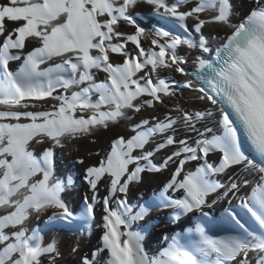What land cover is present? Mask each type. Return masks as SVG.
<instances>
[{
	"label": "snow or ice",
	"instance_id": "6c2138e0",
	"mask_svg": "<svg viewBox=\"0 0 264 264\" xmlns=\"http://www.w3.org/2000/svg\"><path fill=\"white\" fill-rule=\"evenodd\" d=\"M238 12L236 0H0V264H264V0H249L234 23ZM148 20H157L150 30ZM210 25L227 33L215 47L204 31ZM182 47L192 55L191 71L177 52ZM165 69L188 77L183 88L196 99L216 105L214 95L221 97L239 130L227 112L179 104L163 119L135 122L142 110L168 107L165 98L177 95L176 82L160 78ZM194 79L208 90L194 88ZM122 123L129 133L117 134L95 163L61 159L68 143ZM170 167L158 195L129 204L130 186L143 173ZM253 174L259 180L251 195L239 196ZM77 179L87 187L78 212L66 199ZM221 189L244 213H225L234 228L225 235L213 233L216 222L205 211ZM98 205L95 249L85 252L82 237L66 252L55 238L44 241L45 231L90 227ZM153 208L171 209L172 223L195 213L204 223L149 257L143 232L132 226ZM45 214L42 226H26Z\"/></svg>",
	"mask_w": 264,
	"mask_h": 264
},
{
	"label": "bare ground",
	"instance_id": "6f19581e",
	"mask_svg": "<svg viewBox=\"0 0 264 264\" xmlns=\"http://www.w3.org/2000/svg\"><path fill=\"white\" fill-rule=\"evenodd\" d=\"M249 0H236V3L239 7V12L237 15L233 17L234 23H239L241 21V17L243 11L246 9ZM157 23V20H148L144 22V27L146 29H151V27ZM124 30L127 29L125 26ZM206 37L212 38L213 47L217 46L227 34L226 30L215 28L214 26H208L205 30ZM144 47L150 46V41L144 40L142 41ZM129 49L131 50L133 46L129 44ZM178 54L182 57H186L187 63L183 65L186 70L191 71L193 69L192 64V55L188 53L186 48H178ZM121 57L116 54H113L112 60L114 63H120ZM16 65L13 64V67ZM104 74L99 73L97 76L98 81L103 79ZM160 78L166 79L168 82L175 83V88L177 90V95L171 98H165L168 103V107H162L157 105L155 111L153 109L146 108L142 110L141 113L136 114L134 117L135 122H139L141 116L145 119H151L153 115L163 119V115L166 112L172 111V106L174 104H179L182 107L188 110H200L204 107H212L214 111H224L225 110L217 103L216 105H210L207 101H200L196 99L198 95L197 92L192 89L183 88V81L188 77H182L178 73H173L169 70H161ZM193 87L199 89L200 86L193 81ZM47 105H43L41 107L38 104V109L46 110ZM131 125L127 126L122 123L120 126H113L110 130H101L99 131L92 139L95 140V143L92 142V139L83 138L80 141H73L66 145L63 152L60 154L61 159L71 160L76 157H83L88 164L95 163L97 161V156L95 155L97 152L103 154L108 150L111 140L117 134L127 135L130 131ZM179 135L183 137L184 132L183 129H180ZM159 139V137H157ZM174 149H168L167 151H171ZM164 151L155 154V159L153 163L158 162L161 157H163ZM194 163V162H193ZM80 168L81 166H77ZM189 170H194L192 164L188 165ZM173 169L170 167L159 173H143L142 180L138 184H132L130 186L129 198L128 202L130 205L144 204L145 201H151L154 195H158L160 190L163 188L164 184L167 183L170 178L171 171ZM59 175V173H57ZM78 176V173L76 174ZM220 180L226 182V177H220ZM250 183L247 188H242L239 196L247 197L251 195V189L255 187L256 183L259 180V177L255 174L248 177ZM223 189L220 190L218 194H214L209 199L216 200V204H214L211 208H206L205 211L209 213V217L215 220V225L212 228V231L215 227L221 226L225 220V213L230 210L239 209L238 205L240 203L238 198H234L233 196H224ZM87 192L86 185L83 184L82 181L77 179V187L74 189L72 196L66 197L69 201L70 206L75 207L77 212L79 211L78 205L80 204V197ZM79 194V195H77ZM105 194L104 187L101 185L100 187V196L102 197ZM173 196L177 195L176 193H172ZM115 207V204L112 205ZM5 209H0V214L5 213ZM171 209H163L158 210L153 208V210L149 213L147 217H145L142 221H137L133 226L132 230L142 231L144 235L143 239V247L149 257L158 256L161 251L165 248H168L172 243V238L180 235H187L190 229H194L197 224L204 223V218L200 216L199 213L189 214L187 217H181L179 221L176 223L170 222L169 213ZM102 214L103 210L98 205L96 208V216L92 221L90 227H84L83 231H80V226H74L71 230L64 229L58 231H45L43 232L44 241L50 242L51 239L55 238L58 246L62 251H67L69 245H71L78 238H83L85 241L83 247L84 251L87 252L89 249H95V247L100 243L99 237L102 235V228L98 227V225L102 224ZM47 219V214L41 215L39 219L36 218L35 215L29 217L28 221H26V226L29 229H36L38 226H42V221ZM246 218L245 220H247ZM250 226H252L250 224ZM214 233V232H213Z\"/></svg>",
	"mask_w": 264,
	"mask_h": 264
}]
</instances>
